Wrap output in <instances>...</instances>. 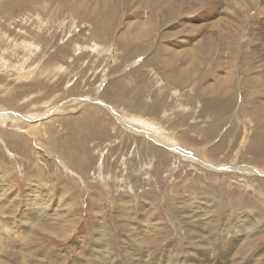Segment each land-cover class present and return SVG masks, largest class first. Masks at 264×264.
<instances>
[{"label": "rangeland", "instance_id": "obj_1", "mask_svg": "<svg viewBox=\"0 0 264 264\" xmlns=\"http://www.w3.org/2000/svg\"><path fill=\"white\" fill-rule=\"evenodd\" d=\"M141 262L264 264V0H0V264Z\"/></svg>", "mask_w": 264, "mask_h": 264}, {"label": "bare ground", "instance_id": "obj_2", "mask_svg": "<svg viewBox=\"0 0 264 264\" xmlns=\"http://www.w3.org/2000/svg\"><path fill=\"white\" fill-rule=\"evenodd\" d=\"M218 3V2H217ZM259 9V8H258ZM261 9V8H260ZM259 30H260V28H259ZM232 36V35H231ZM231 38V37H230ZM232 38H233V36H232ZM232 40V39H231ZM175 50V49H174ZM176 51V50H175ZM179 52V51H178ZM175 53V52H174ZM173 53V54H174ZM175 55H176V53H175ZM224 80V79H223ZM226 81V80H225ZM226 83V82H225ZM224 88V87H223ZM227 89V88H226ZM48 117V116H47ZM4 119V118H3ZM6 120V119H5ZM32 130V132H34V130L33 129H31ZM40 134V133H39ZM196 157V156H195ZM228 168V167H227ZM171 202V201H170ZM199 218H200V216H199ZM182 219V218H181ZM203 224V223H202ZM204 225V224H203ZM202 226V225H201ZM62 228V227H61ZM4 230V229H3ZM202 230V229H201ZM240 230L241 229H233L232 231H231V234L230 235H228V234H221L220 235V241L219 242H221V244L220 245H223V246H221V247H223V248H227V249H231L232 250V248L233 249H235V248H237L238 246H239V240H240V237H241V235H240ZM62 233V232H61ZM228 235V236H227ZM199 236V235H198ZM227 236V239H225V237ZM245 236H246V233H245ZM217 240V239H216ZM242 240V239H241ZM220 247V248H221ZM215 248H219V246H217V247H215ZM135 251V250H134ZM220 252V251H219ZM233 252V251H232ZM189 253V252H188ZM200 253H204V252H200ZM217 253V252H216ZM132 254V253H131ZM131 254H130V257H131ZM227 254V253H226ZM219 255V254H218ZM137 257V256H136ZM135 257V258H136ZM134 258V259H135ZM138 258V257H137ZM169 259H170V257H169ZM210 259V258H209ZM142 260H143V258H142ZM145 261V260H144ZM143 261V262H144ZM121 262V261H120ZM129 262V261H128ZM132 262V261H131ZM146 262H148V260L146 261ZM156 262V261H155ZM159 262V261H158ZM130 263V262H129ZM133 263V262H132ZM138 263V262H137ZM162 263H164V262H162ZM100 264V263H99ZM141 264H142V262H141ZM155 264V263H154ZM160 264V263H159ZM213 264V263H212ZM236 264V263H235Z\"/></svg>", "mask_w": 264, "mask_h": 264}]
</instances>
